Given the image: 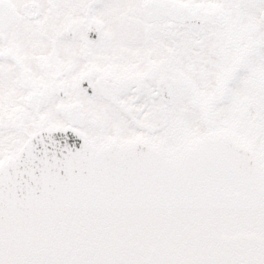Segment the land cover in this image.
<instances>
[{
	"label": "snow or ice",
	"instance_id": "snow-or-ice-1",
	"mask_svg": "<svg viewBox=\"0 0 264 264\" xmlns=\"http://www.w3.org/2000/svg\"><path fill=\"white\" fill-rule=\"evenodd\" d=\"M0 264H264V0H0Z\"/></svg>",
	"mask_w": 264,
	"mask_h": 264
}]
</instances>
